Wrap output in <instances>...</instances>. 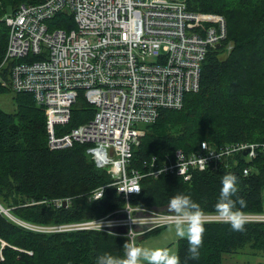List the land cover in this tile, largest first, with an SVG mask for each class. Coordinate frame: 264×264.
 Instances as JSON below:
<instances>
[{"label": "trees", "instance_id": "1", "mask_svg": "<svg viewBox=\"0 0 264 264\" xmlns=\"http://www.w3.org/2000/svg\"><path fill=\"white\" fill-rule=\"evenodd\" d=\"M41 1L0 0V61L8 36L4 15L14 13L19 4ZM184 1L188 10L221 14L227 31L225 44L232 42L233 46L226 55L223 47L209 50L201 65L197 90L185 94L178 109H163L152 123L143 124L129 159L141 173L146 168L144 159L155 156L161 163L177 150L194 152L200 141L218 147L264 138V0ZM56 17L62 28L72 24L69 19V24L65 23L61 15ZM0 77L7 79L4 72ZM9 90L0 86V94ZM12 100L13 112L0 109V207L7 212L0 209V264H96L104 253L123 256L126 239L116 231L44 233L14 221L49 226L96 219L122 208L124 200L115 187L104 186L101 199L87 201L92 189L112 182L109 173L93 165L79 142L67 148H48L43 107L23 93L13 94ZM92 115L91 104L78 93L70 117L56 126L55 133L70 131ZM232 158L235 160L228 165L222 162L215 168H195L188 180L170 172L155 177L144 174L140 191L129 195L128 201L135 207L170 213V198L186 194L205 214L215 213L222 177L232 173L239 178V191L233 199L246 202L242 211L263 212L264 153L250 162L240 152ZM249 163L251 169L244 175L241 170ZM62 198H67L66 203L55 206L54 200ZM157 227L142 235L157 231ZM205 229L198 259L189 258L186 239L175 240L180 264H221L225 252L264 257V221L248 220L244 231H233L230 224L211 220Z\"/></svg>", "mask_w": 264, "mask_h": 264}, {"label": "built area", "instance_id": "2", "mask_svg": "<svg viewBox=\"0 0 264 264\" xmlns=\"http://www.w3.org/2000/svg\"><path fill=\"white\" fill-rule=\"evenodd\" d=\"M186 7L184 0H42L35 5L19 4L14 13L4 15L8 36L0 73L7 79L0 77V86L13 94L30 95L43 107L48 148L79 142L93 165L106 169L112 182L92 189L87 201L96 199L104 186L115 187L124 200L122 208L96 219L43 226L13 218L17 224L44 233L116 231L126 241L134 240L147 229L170 224L174 214L135 207L128 200L137 192L120 189L139 187L144 174L155 177L170 172L188 180L191 170L215 168L222 162L228 165L235 153L248 162L264 153V138L218 147L200 141L194 152L177 150L162 164L155 156L144 159V173L129 164L142 132L137 125L152 123L163 109H178L185 94L197 90L207 52L223 47L226 55L233 46L225 44L227 31L221 14ZM57 15L72 24L58 26ZM78 93L91 104L93 115L70 131L56 134V126L70 117ZM251 165L242 168L244 175ZM63 200L67 198L55 199L54 205ZM205 215L207 221L218 220L215 213ZM246 215L250 221H264V210Z\"/></svg>", "mask_w": 264, "mask_h": 264}, {"label": "clouds", "instance_id": "3", "mask_svg": "<svg viewBox=\"0 0 264 264\" xmlns=\"http://www.w3.org/2000/svg\"><path fill=\"white\" fill-rule=\"evenodd\" d=\"M204 147L206 146L204 145ZM119 191L138 193L140 188L133 184ZM238 191L239 178L232 173L225 174L221 180L215 213L217 219L223 223L230 224L233 231H244L248 217L242 209L246 206V202L242 198L233 199L237 197ZM103 193L104 188L99 190L95 200L101 199ZM237 204H239V207H237ZM168 209L174 214L169 218L171 221L169 230H174L176 237L186 239L189 245V258L198 259L206 231L207 217L204 211L186 194H177L171 197L168 202ZM109 227H111V224H109ZM131 232L132 230L130 229L129 237ZM123 249V256L104 253L97 257L96 264H180L179 256L168 247L151 248L140 246L129 239L124 243Z\"/></svg>", "mask_w": 264, "mask_h": 264}, {"label": "rangeland", "instance_id": "4", "mask_svg": "<svg viewBox=\"0 0 264 264\" xmlns=\"http://www.w3.org/2000/svg\"><path fill=\"white\" fill-rule=\"evenodd\" d=\"M182 1V0H181ZM12 12L7 13V15H10ZM13 93L9 91L4 92L3 94H0V109L3 111H14L15 103L12 100ZM144 123H140L137 125L138 128H142ZM170 224L166 225H160L157 227V231L152 233H147L144 235H137L134 237L135 243L140 246H147L151 248L155 247H168L170 250L176 253V243L175 240L178 239V237L175 236L174 230L170 231ZM137 229H141V227H137ZM243 252V251H242ZM244 253V252H243ZM237 254V253H236ZM221 263L222 264H237L235 261V254H230L228 252H225L222 254Z\"/></svg>", "mask_w": 264, "mask_h": 264}, {"label": "crops", "instance_id": "5", "mask_svg": "<svg viewBox=\"0 0 264 264\" xmlns=\"http://www.w3.org/2000/svg\"><path fill=\"white\" fill-rule=\"evenodd\" d=\"M234 256L237 264H264V257L257 253L250 254L249 252H239Z\"/></svg>", "mask_w": 264, "mask_h": 264}, {"label": "water", "instance_id": "6", "mask_svg": "<svg viewBox=\"0 0 264 264\" xmlns=\"http://www.w3.org/2000/svg\"><path fill=\"white\" fill-rule=\"evenodd\" d=\"M246 152L247 151H244L243 153L245 154ZM62 203L65 204L66 203L65 200H63ZM4 211H5V209H4Z\"/></svg>", "mask_w": 264, "mask_h": 264}]
</instances>
